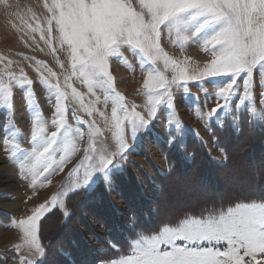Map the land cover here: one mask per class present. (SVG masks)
Listing matches in <instances>:
<instances>
[{
	"label": "snow or ice",
	"instance_id": "obj_1",
	"mask_svg": "<svg viewBox=\"0 0 264 264\" xmlns=\"http://www.w3.org/2000/svg\"><path fill=\"white\" fill-rule=\"evenodd\" d=\"M136 2L138 7L133 0H50V3L45 0L44 7L49 13L46 29L38 20L35 27L31 24L27 27L39 32L41 40H45L47 31L46 43L55 53L56 48L52 47L54 25L59 46H67L70 69L64 75L62 86L56 72L42 61H36L38 66L47 68V75L40 67L37 71L40 72L39 83L47 90L48 102L54 108L50 121L44 118L33 81L23 69L19 75L8 71L13 63L10 60L0 69V111L6 117L0 142L10 160L19 166L23 178L30 180L29 187L51 185V177L64 172L80 152L79 142L87 139L83 156L69 170L60 190L39 203L31 215L18 221L12 219L6 225L18 228L22 234L20 243L13 246L16 251L25 249L29 253L18 257L19 264H45L46 249L39 236L41 220L57 207L69 217L66 201L71 195L81 190L91 194L103 182L106 192L124 196L115 178L123 172L117 158L126 160L125 154L130 148L127 132L130 129L133 144L142 147L138 137L142 140L140 134L151 131L149 126L160 106L165 110L169 131L166 140L157 138V143L182 148L187 134L199 137L198 131L188 128L179 119L173 87L183 89L185 104L190 109L195 106L197 119L206 126L216 123L224 127L228 119L232 128L239 131V119L243 116L245 122L264 127V108H256L254 95L257 90L254 76H258V99L264 105V0ZM164 34L181 51L189 44H199L204 53L211 55V60L202 68L190 71L191 57L177 59L165 51L161 43ZM124 48L136 57L145 74L142 87L146 115L136 110V104L129 106L125 96L117 91L110 71L113 59L135 71L122 52ZM4 59L0 56V61ZM57 62L64 69V64ZM158 65H162L163 70ZM168 71L172 72L171 79L165 74ZM205 78L214 87V94H209L202 84L197 86L204 92V104L214 101L215 106L202 112L201 100L189 91L188 83ZM73 79L95 99L86 103L85 93L73 86ZM14 88L24 93L30 114V150L20 146L24 134L13 119ZM98 90L105 107L111 104L110 117L96 107L101 102ZM69 96L89 117L98 114L104 120L114 147L102 138L103 131L95 120H83L72 110L73 119L87 125L86 133L68 122ZM50 128L54 130L49 131ZM129 230L135 231L134 228ZM109 264H264V200L236 203L208 215H186L175 224H164L154 234L135 233V238L129 241L128 253Z\"/></svg>",
	"mask_w": 264,
	"mask_h": 264
},
{
	"label": "rangeland",
	"instance_id": "obj_2",
	"mask_svg": "<svg viewBox=\"0 0 264 264\" xmlns=\"http://www.w3.org/2000/svg\"><path fill=\"white\" fill-rule=\"evenodd\" d=\"M44 3L45 0H0V56L6 58L0 61V69H4L9 60L13 63L8 71L19 75L23 69L33 81V89L44 118L50 121L54 108L48 102L47 90L39 83L40 72L37 68L40 67V71L45 75L47 68L56 72L62 86L64 75L70 69L67 46H59L54 25L52 47L56 48L55 53L46 43L47 31L44 33L45 40H41L39 32H33L27 27L29 24L35 27L38 20L46 29L49 13ZM133 4L138 7L136 0H133ZM161 43L165 51L174 58L191 57L190 71L202 68L212 58L201 50L199 44H189L181 51L178 46L169 42L166 34L162 36ZM122 52L135 71H130L115 59L110 61V71L115 77L117 91L125 96L129 106L136 104V110L146 115V97L142 87L145 74L140 69L136 57L127 48L122 49ZM36 61H42L47 68L38 66ZM57 61L64 64V69L59 67ZM158 67L163 70L162 65ZM165 74L171 79V71ZM254 79L257 84V90L254 92L257 97L256 108L261 109L264 105L258 99L259 77L254 76ZM52 82L55 83V79ZM72 83L78 91L85 93L86 103L95 99L87 95V89L79 81L73 79ZM198 84H202L209 94H214L215 89L207 82V78L204 81L188 83L189 91L201 100L200 110L207 111L215 106V102L204 104V92ZM13 91V119L16 127L24 134L20 146L30 150L31 119L23 98L24 93L19 88H14ZM172 93L179 119L188 128L198 131L199 137L187 134L182 148L170 147L166 142L157 143V138L166 140L169 131L163 106L158 108L157 117L149 126L151 131L142 132V140L138 137L142 147L137 148L133 144L129 129L127 135L130 148L125 154L126 160L120 161L117 158L116 161L121 163L123 168V172L115 180L124 196L106 192L101 182L91 194L81 190L67 199V209L71 213L69 217H65L63 210L58 207L46 214L41 220L39 233L40 241L46 249L45 264H109L121 254L128 253L129 241L135 238V233L154 234L161 226L169 223V218L164 217V213H182L187 204H196L198 207L201 203L210 205L211 198H217L216 190H221L220 184L222 189L233 191V194L264 197V127L245 122L243 116L239 119V131L232 128L228 119L225 120L224 127H219L216 123L206 126L204 121L197 119L195 106L190 109L185 104L182 88L173 87ZM97 95L101 96V102L96 107L110 117L111 104L105 107L99 90ZM67 104L70 124L87 132V125H80L73 119L72 110L83 120H95L103 131L102 138L109 146L114 147L111 131L98 114L89 117L71 96ZM232 111L235 115V107ZM5 122L4 112L0 111V138L3 136L2 126ZM52 130L54 129H49ZM86 143L85 137V140L79 142L80 152L76 153L64 172L51 177V185L33 189L29 187L30 180L23 178L19 166L10 160L9 153L0 142V264H19L18 257L29 255L27 250L17 252L13 247L20 243V230L6 225H9L12 219L18 221L31 215L39 203L45 202L60 190L69 170L83 156ZM203 152L211 162L223 168L211 172L212 167L208 168ZM206 171L211 177L209 181L201 177ZM212 174L216 176L215 179ZM216 181L220 184H215ZM219 209L214 208L204 215ZM130 228L135 231H130Z\"/></svg>",
	"mask_w": 264,
	"mask_h": 264
},
{
	"label": "trees",
	"instance_id": "obj_3",
	"mask_svg": "<svg viewBox=\"0 0 264 264\" xmlns=\"http://www.w3.org/2000/svg\"><path fill=\"white\" fill-rule=\"evenodd\" d=\"M203 155H204V158H205V162L207 163V166L208 168L211 166V172H217V169H222L223 167L216 164V163H213L211 162L210 159H208L207 156H205V152H203ZM208 159V160H207ZM210 161V162H209ZM233 168L231 169V172L233 173ZM201 177H203L204 179H206V181H209L210 180V176L208 175L207 171L202 173L201 174ZM212 177L215 179L216 176H213L212 174ZM223 177V176H222ZM218 178V176H217ZM225 178V177H223ZM259 181V179H258ZM218 181L215 182V184L217 183ZM219 183V182H218ZM220 184V183H219ZM263 185H264V182H263ZM262 186V185H260ZM220 192L219 189L216 190V192L218 193L217 195V198H211L210 200V205H206L205 203L202 204L201 203V206L198 207V205H193V204H187L183 209H182V213H172V212H167V213H164V217H168L169 219V223L170 224H175L176 222H178V220L184 218L186 215H196V216H199L201 214H205L206 212L214 209V208H217L219 209L220 208H224L226 206H229V205H233L235 203H238V202H249V201H252V200H256V201H261V200H264V197H260V196H257V195H243V194H233V191H230V190H227L226 188H221L223 187L222 184H220ZM222 191H225V192H222ZM82 195V194H81ZM82 197V196H81ZM81 197H79L81 199Z\"/></svg>",
	"mask_w": 264,
	"mask_h": 264
}]
</instances>
